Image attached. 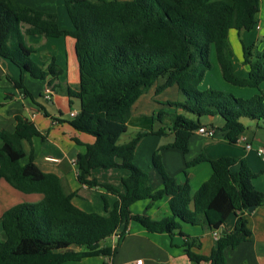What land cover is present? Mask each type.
Masks as SVG:
<instances>
[{"label":"trees","instance_id":"16d2710c","mask_svg":"<svg viewBox=\"0 0 264 264\" xmlns=\"http://www.w3.org/2000/svg\"><path fill=\"white\" fill-rule=\"evenodd\" d=\"M65 10L71 30L59 27L56 14L36 11L15 0H0V59L20 71L18 79L4 74L0 82L5 80L34 102L23 83L28 74L34 80L47 81L52 92H63L70 108L74 100L78 102L77 114L66 122L93 142L83 145L73 139L84 146L75 160L77 182L100 188L117 200L110 208L103 199L104 214L82 211L72 203L76 193H66L55 174L41 171L32 157L23 164L21 141L39 133L33 122L13 111V129L0 130V180L23 194H40L42 199L17 204L0 217V264H64L111 257L114 249L101 247V243L129 222L148 233L184 236L182 224L217 232L232 214L233 230L218 235L209 255L193 250L201 248L198 239L186 237L183 246L193 264H226L225 250L251 237L245 217L248 209L264 201V194L253 186L257 175L244 159L209 160L201 154L186 167L208 162L212 174L191 194L188 181L179 184L167 173L160 151L173 147L187 154L190 137L202 127L201 117L221 118L223 125L218 131L229 143H236L244 134L241 120L264 124V93L243 99L199 87L212 69L211 51L228 84L259 88L264 82V49L242 45L248 73L239 77L228 43L231 30L248 32L256 26L259 0H68ZM34 35L74 40L75 88H59L56 81L62 71L55 59L45 68L32 60L34 49L26 37ZM173 86L182 99L158 104L151 116L141 117L147 130L119 144L127 132L132 105L151 88L159 95ZM167 133L173 135V142L160 146L151 156V168L161 183L153 190L149 172L135 165L134 156L144 137ZM234 166H238L236 171H232ZM112 169L127 173L120 180V189L89 179L95 170ZM165 196L169 197L170 216L155 221L131 214L135 202L153 203Z\"/></svg>","mask_w":264,"mask_h":264},{"label":"crops","instance_id":"0c3cea01","mask_svg":"<svg viewBox=\"0 0 264 264\" xmlns=\"http://www.w3.org/2000/svg\"><path fill=\"white\" fill-rule=\"evenodd\" d=\"M15 1L42 13L56 14L61 29H72L70 20L65 15V3L68 0ZM256 20L257 24L251 31L240 33L234 30L230 31L236 33L241 46V51L238 49L237 52H234L229 46L234 72L237 76L239 75L236 68L237 63L241 67V77H246L248 73V67L243 65L242 45L253 47L258 51L264 49V0H259V12L256 15ZM26 43L34 49L32 60L38 65L45 68L52 59H55L56 64L62 71L58 81H56L59 87L75 88L77 86V62L74 52V40L72 38H45L34 35L27 36ZM0 69L3 71V75L8 74L13 78L16 77L12 76V69L3 59H0ZM31 80L33 79L28 74L24 75V86L33 96L34 102L12 85H8L3 89L0 88V130L11 131L14 127L12 113L13 111H20L25 118L34 123L39 133V136H34L29 141H21L25 153L22 163H26L28 158L32 157L33 162L41 171L55 174L61 180L66 193H76L72 203L82 211L88 212L91 204H93L90 192L100 194L102 203L99 202L98 207L102 208V214H104L103 199L111 208L117 198L100 188H88L80 185L76 179V168L74 173L70 171L71 168L75 167L73 162L76 160V156L84 152V146L76 145L73 139H77L83 145L93 142V138L75 131L66 122L77 114L79 109L78 102L74 100L70 108L66 97L62 99L47 88V81L33 83ZM46 89L50 90L47 100H45ZM252 92L254 91H251L250 95H257L252 94ZM258 93H264V82L258 88ZM157 106L159 108L158 104ZM143 116L140 114L136 117V121L131 123L139 131H145L148 128L146 120L141 118ZM200 123L201 126L215 128L216 135L213 138H207L195 132L189 139L188 152L185 155L173 147L161 150L162 162L167 173L174 177L179 184L188 181L191 194H194L210 178L212 170L208 162H202L189 168L186 167L187 162L192 161L201 154L209 160H216L222 157L244 159L252 173L257 175L253 180L254 188L264 194V162L255 152L258 146H264V124L262 123L261 125L260 122L247 119L241 120V123L245 126L243 135L246 137L247 142L252 145L251 150H245L243 143H229L225 140L222 133L218 131V128L223 125L219 117H207ZM2 125L8 129L1 128L3 127ZM173 138L171 133H167L163 137L150 135L144 137L137 146L134 163L139 168L149 172L150 184L153 190L159 188L161 183L156 172L151 168V156L160 146L172 143ZM118 143L124 144L120 143V139ZM1 144L0 141V146ZM141 147L144 166L141 165L142 159L138 153ZM48 159H53L54 161ZM237 169L238 166H234L232 171ZM126 174V171L121 169L95 170L89 179H97L99 183L110 184L120 189V180ZM41 199L42 195L40 194H23L10 187L5 181L0 180V217L6 210L17 204L36 203ZM168 200L169 197L165 196L153 203L149 200L138 201L130 207V211L132 215L146 216L158 221L170 216ZM245 217L251 231V237L234 249L225 250L226 264H264V201L252 213L246 214ZM234 223L235 217L231 214L226 219L225 224L217 231L218 235L224 231H232ZM181 228L184 236L178 234L170 236L166 233H148L139 224L129 222L127 225H122L113 236L101 243V247L114 249L111 257L84 258L78 262H67L64 264H134L136 261H141V264H193L185 255L183 246L186 237L198 239L201 248L200 250L193 249L195 252L202 255L210 254L216 241L212 231L187 224H182ZM2 240L3 235L0 229V242Z\"/></svg>","mask_w":264,"mask_h":264},{"label":"rangeland","instance_id":"374dc122","mask_svg":"<svg viewBox=\"0 0 264 264\" xmlns=\"http://www.w3.org/2000/svg\"><path fill=\"white\" fill-rule=\"evenodd\" d=\"M65 15L68 19L66 12H65ZM228 41H229L228 42L229 46L231 47L232 50H234V52L235 51L237 52L238 49L241 51V46L239 44L238 38L236 37V33L234 31L230 32V37H229ZM210 60L212 62V69L205 74V76H204V78H203V80L199 86L202 91L206 90V88H211L213 90L221 91V92H224L227 94H232L236 98H243V99H245L246 96H247V98L252 97L253 95H250L251 91H254V92H252V94H259L258 88H255V89L240 88V87H236V86H233V85L225 82L222 78L219 66L216 62L214 51H211ZM4 61L10 67V69H12L11 70L12 76H16L15 78L18 79V77L20 75L19 69L17 67H15L14 65H12L9 61H6V60H4ZM236 68H237V71L239 74L238 76H240L242 74V72H241V67L238 63L236 64ZM31 81H33V83H41L40 82L41 80H34L33 79ZM8 85H10V84L7 83L5 80L0 82V88L1 89H3L4 87H7ZM59 88L61 90L64 89L61 87H59ZM48 89H50V88H48ZM56 94L58 97H60L62 99L65 97L63 92H59V90L56 92ZM181 99H182V97L179 95V92H178L176 86H173L171 88L166 89L165 91H163L159 95L154 94V88L149 89L147 93L143 94L132 105V107H131V119L128 123V130L120 138V143L128 142L131 138H133L136 135L137 132H139V129H137L136 127H133V125L131 124L132 122L136 121L137 116H139L140 114H142L144 116H151L152 112L158 108L157 104H162V103L167 102V101L168 102H177V101H180ZM204 119H207V117H201L200 121H203ZM260 123L262 125V122H260ZM2 126L3 127H1V128H7L4 125H2ZM260 130H262V129H260ZM141 152H142V147L138 150V153L142 159L141 165L144 166V157H143V155H141ZM74 170H75V167L71 168L70 171H72V173H74ZM90 195L92 197L93 204H91L90 208L88 209L89 210L88 212L102 214L103 213L102 208L98 207L99 202L102 203V201L100 199L101 195L98 193H93V192H90ZM104 197L108 198L107 196H104Z\"/></svg>","mask_w":264,"mask_h":264},{"label":"built area","instance_id":"2783aa9c","mask_svg":"<svg viewBox=\"0 0 264 264\" xmlns=\"http://www.w3.org/2000/svg\"><path fill=\"white\" fill-rule=\"evenodd\" d=\"M49 95H50V90L46 89L45 90V100L49 98ZM196 133L201 136L207 137V138H213L216 135V129L213 127L202 126L196 131ZM236 143H243L245 150L252 149V145L247 142L246 137L243 134L237 138ZM255 152H256V155L260 157L262 161L264 162V146H258ZM48 160L54 161L53 159H48ZM73 166H75V161L73 162ZM213 236L215 239H217L218 233L213 232ZM141 263H142L141 261H136L134 264H141Z\"/></svg>","mask_w":264,"mask_h":264},{"label":"water","instance_id":"95a60500","mask_svg":"<svg viewBox=\"0 0 264 264\" xmlns=\"http://www.w3.org/2000/svg\"><path fill=\"white\" fill-rule=\"evenodd\" d=\"M3 75V71L0 69V76ZM255 207H251L248 209V213H252L254 211ZM67 251H71V249L67 250ZM54 252H57L56 250H54Z\"/></svg>","mask_w":264,"mask_h":264}]
</instances>
